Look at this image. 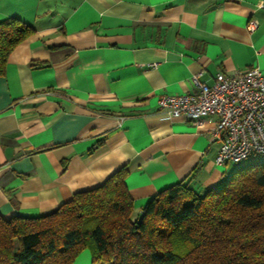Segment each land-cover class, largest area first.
Instances as JSON below:
<instances>
[{
    "label": "crops",
    "instance_id": "1",
    "mask_svg": "<svg viewBox=\"0 0 264 264\" xmlns=\"http://www.w3.org/2000/svg\"><path fill=\"white\" fill-rule=\"evenodd\" d=\"M261 1L0 0V21L35 28L0 76V215L49 214L123 165L133 217L182 180L227 179L215 117H171L158 99L193 91L197 73L208 84L219 72L264 73ZM72 264H92L90 251Z\"/></svg>",
    "mask_w": 264,
    "mask_h": 264
},
{
    "label": "trees",
    "instance_id": "2",
    "mask_svg": "<svg viewBox=\"0 0 264 264\" xmlns=\"http://www.w3.org/2000/svg\"><path fill=\"white\" fill-rule=\"evenodd\" d=\"M34 32L16 17L0 21V76ZM128 174L123 165L46 215H0V264H72L84 249L92 264H264V161L215 187L170 185L144 205L139 223Z\"/></svg>",
    "mask_w": 264,
    "mask_h": 264
},
{
    "label": "built area",
    "instance_id": "3",
    "mask_svg": "<svg viewBox=\"0 0 264 264\" xmlns=\"http://www.w3.org/2000/svg\"><path fill=\"white\" fill-rule=\"evenodd\" d=\"M264 8V1L259 3ZM257 21L248 28L253 30ZM192 75L193 91L161 95L158 109L171 117H186L199 124L215 117L212 136L219 142L214 162L218 165L239 163L264 154V73L249 67L232 74L217 73L211 84Z\"/></svg>",
    "mask_w": 264,
    "mask_h": 264
},
{
    "label": "rangeland",
    "instance_id": "4",
    "mask_svg": "<svg viewBox=\"0 0 264 264\" xmlns=\"http://www.w3.org/2000/svg\"><path fill=\"white\" fill-rule=\"evenodd\" d=\"M264 161V154L260 155H255L251 156L250 158L238 163V164H233V163H228V167L231 171L235 170L236 168L244 165H249V164H254V163H259ZM229 172V171H228Z\"/></svg>",
    "mask_w": 264,
    "mask_h": 264
},
{
    "label": "water",
    "instance_id": "5",
    "mask_svg": "<svg viewBox=\"0 0 264 264\" xmlns=\"http://www.w3.org/2000/svg\"><path fill=\"white\" fill-rule=\"evenodd\" d=\"M143 218V212H139L137 222L139 223Z\"/></svg>",
    "mask_w": 264,
    "mask_h": 264
}]
</instances>
